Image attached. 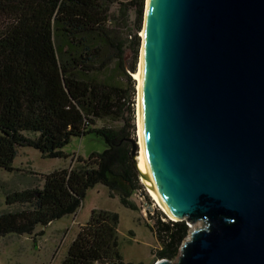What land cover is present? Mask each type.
<instances>
[{"label": "water", "instance_id": "obj_1", "mask_svg": "<svg viewBox=\"0 0 264 264\" xmlns=\"http://www.w3.org/2000/svg\"><path fill=\"white\" fill-rule=\"evenodd\" d=\"M142 137L158 198L193 227L154 264H264V0H149Z\"/></svg>", "mask_w": 264, "mask_h": 264}, {"label": "trees", "instance_id": "obj_2", "mask_svg": "<svg viewBox=\"0 0 264 264\" xmlns=\"http://www.w3.org/2000/svg\"><path fill=\"white\" fill-rule=\"evenodd\" d=\"M110 1L0 0V16L6 19L0 30V169L16 170L12 163L18 147L34 148L45 158H67L62 149L72 137L94 134L106 143L102 152H91L70 169L42 174L40 185L5 194L6 205L22 208L0 213V236L30 235L38 225L45 227L75 213L96 184L107 187L109 197L117 196L123 207L134 209L127 198L142 188L128 149L134 131V81L128 80V94L114 98L112 87L89 78L108 64L96 63L99 51L85 38L95 36L112 46L105 3ZM132 4L137 18L131 39L135 58L144 0H131ZM55 33L81 51L60 57ZM129 70L135 72V59ZM124 108L128 118L122 117ZM116 110L124 121L119 129L94 126L96 119L112 117ZM164 221L156 218L161 247L155 255L172 260L190 228L184 221ZM117 225V213L91 210L60 264H123Z\"/></svg>", "mask_w": 264, "mask_h": 264}, {"label": "rangeland", "instance_id": "obj_3", "mask_svg": "<svg viewBox=\"0 0 264 264\" xmlns=\"http://www.w3.org/2000/svg\"><path fill=\"white\" fill-rule=\"evenodd\" d=\"M130 1L111 0L110 2H105L109 11L108 27L112 46L95 36L85 39L89 41L88 43H90L92 48H97L99 51L100 59L95 60L96 63L101 60L108 61L103 70L91 74L89 78L112 87L114 89V98L125 91L128 94L130 92L128 80L130 78L134 81V131L128 139H135L137 143L135 117L136 81L133 79L129 68L135 59V71L137 69L140 44L134 58L135 45L131 39L136 31L137 18L135 5H129ZM123 5H127L126 10ZM5 24L6 19L0 16V30ZM142 24L143 13L140 30L142 29ZM140 30L137 33L138 36ZM55 47L60 57H66V53L81 51L80 47L78 48L71 44L70 40L61 33H55ZM116 47H120L121 50H117ZM118 114L120 112L116 110L112 117L96 119L94 126L111 130L119 129L123 126L124 121L117 117ZM128 115L127 108H124L122 117L128 118ZM105 148L104 139L94 134L72 137L70 142L62 149L67 154V158H45L34 148L18 147L12 163L16 170L6 172L0 169V213L22 208L20 205H6L5 194L40 185L42 174L50 173L59 168L70 169L77 164L78 159H85L91 152H102ZM138 148L137 146L135 159L138 156ZM128 149L130 152V141H128ZM111 179L116 178L111 177ZM117 181L121 183L119 179ZM141 185V189L133 191L127 198L134 204V209L123 207L117 196L109 197L107 187L96 184L86 191L85 197L75 213L63 216L45 227L38 225L30 235L9 233L0 236V264H60L79 226L88 220L93 209L108 210L118 214L117 234L123 264H154L158 260L155 254L161 247L160 241L156 236V218L161 217L165 221L170 220L166 218L148 195L144 185ZM184 222L186 224L189 223L185 220ZM41 230L43 235H38L37 233ZM186 238L187 236L184 240ZM178 254L179 249L177 255L169 261L171 263L176 262Z\"/></svg>", "mask_w": 264, "mask_h": 264}, {"label": "bare ground", "instance_id": "obj_4", "mask_svg": "<svg viewBox=\"0 0 264 264\" xmlns=\"http://www.w3.org/2000/svg\"><path fill=\"white\" fill-rule=\"evenodd\" d=\"M148 5L149 0H144V9H143V24L142 29L140 30L139 36L141 38L140 50L138 56V64L135 72L132 73L133 79L136 81V103H135V117H136V135H137V145L138 147V156L136 157V167L140 177V183L144 185L148 195L155 202L157 207L161 212L166 216L167 219L171 221H177L170 212L166 209L164 204L158 198L155 190L153 189L144 163V154H143V137H142V74H143V58H144V39L146 33V24L148 17ZM189 227L193 229L192 225L189 224ZM160 260V259H158ZM157 260V261H158Z\"/></svg>", "mask_w": 264, "mask_h": 264}, {"label": "built area", "instance_id": "obj_5", "mask_svg": "<svg viewBox=\"0 0 264 264\" xmlns=\"http://www.w3.org/2000/svg\"><path fill=\"white\" fill-rule=\"evenodd\" d=\"M149 213V212H148ZM150 214V213H149ZM161 220H165V219H163V218H161Z\"/></svg>", "mask_w": 264, "mask_h": 264}]
</instances>
